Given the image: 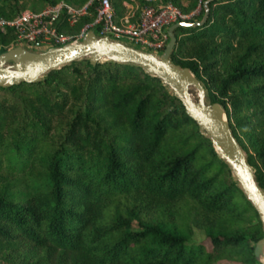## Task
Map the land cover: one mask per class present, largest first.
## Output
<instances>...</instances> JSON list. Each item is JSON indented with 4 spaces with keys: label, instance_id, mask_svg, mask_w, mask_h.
I'll use <instances>...</instances> for the list:
<instances>
[{
    "label": "trees",
    "instance_id": "trees-1",
    "mask_svg": "<svg viewBox=\"0 0 264 264\" xmlns=\"http://www.w3.org/2000/svg\"><path fill=\"white\" fill-rule=\"evenodd\" d=\"M58 1L0 0V18ZM205 14L176 28L170 59L224 106L264 189V0H210L192 22ZM261 236L211 141L141 67L83 58L0 86V264H261Z\"/></svg>",
    "mask_w": 264,
    "mask_h": 264
},
{
    "label": "water",
    "instance_id": "water-1",
    "mask_svg": "<svg viewBox=\"0 0 264 264\" xmlns=\"http://www.w3.org/2000/svg\"><path fill=\"white\" fill-rule=\"evenodd\" d=\"M209 1L203 4L206 11ZM206 15L200 22L172 25L168 30L169 41L159 55L109 37L96 36L92 31L79 41L41 52H31L21 46L9 48L0 53V86L38 82L45 73L83 58L92 65L104 61L133 64L157 77L181 101L186 114L211 141L214 151L226 163L239 188L255 208L262 226V236L254 248V254L260 262V254L264 250V189L256 182L246 153L233 136L224 106L218 102L210 103L205 97L203 84L188 68L175 65L170 59L176 44V28L202 24ZM194 85L199 87L203 96L192 97L190 89Z\"/></svg>",
    "mask_w": 264,
    "mask_h": 264
},
{
    "label": "built area",
    "instance_id": "built-area-1",
    "mask_svg": "<svg viewBox=\"0 0 264 264\" xmlns=\"http://www.w3.org/2000/svg\"><path fill=\"white\" fill-rule=\"evenodd\" d=\"M178 1L182 6L188 5V0ZM205 1L198 0L196 8L187 13L171 0H121L125 13L116 23L112 0H88L81 6L61 0L37 11L26 8L12 17L0 18V31L12 33L9 48L21 46L31 52L79 41L92 31L96 36L159 55L169 41V28L192 22ZM91 14L92 21L85 23L79 32L72 34L63 30Z\"/></svg>",
    "mask_w": 264,
    "mask_h": 264
},
{
    "label": "rangeland",
    "instance_id": "rangeland-1",
    "mask_svg": "<svg viewBox=\"0 0 264 264\" xmlns=\"http://www.w3.org/2000/svg\"><path fill=\"white\" fill-rule=\"evenodd\" d=\"M114 1V3L116 4V17H115V19H114V21L116 22V23H118V21H119V18L120 17H122L123 15H124V13H125V9L122 7V5H121V0H113ZM23 2H27L28 4L29 3H33L32 2V0H23ZM28 9H31L32 10V7H27ZM197 87V86H196ZM198 89H199V87H197ZM204 94H205V97H206V91L204 90ZM250 226H251V228L252 229H255V228H257V223H256V221L255 222H253V223H251L250 224ZM200 237V236H199Z\"/></svg>",
    "mask_w": 264,
    "mask_h": 264
},
{
    "label": "bare ground",
    "instance_id": "bare-ground-1",
    "mask_svg": "<svg viewBox=\"0 0 264 264\" xmlns=\"http://www.w3.org/2000/svg\"><path fill=\"white\" fill-rule=\"evenodd\" d=\"M190 91L193 98H198L203 96L202 91L198 89L195 85L191 87ZM260 263L264 264V250L260 254Z\"/></svg>",
    "mask_w": 264,
    "mask_h": 264
}]
</instances>
